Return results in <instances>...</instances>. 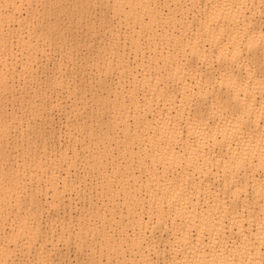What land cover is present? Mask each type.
Returning <instances> with one entry per match:
<instances>
[{"label":"bare ground","instance_id":"obj_1","mask_svg":"<svg viewBox=\"0 0 264 264\" xmlns=\"http://www.w3.org/2000/svg\"><path fill=\"white\" fill-rule=\"evenodd\" d=\"M262 33L264 0H0V264H264Z\"/></svg>","mask_w":264,"mask_h":264},{"label":"snow or ice","instance_id":"obj_2","mask_svg":"<svg viewBox=\"0 0 264 264\" xmlns=\"http://www.w3.org/2000/svg\"><path fill=\"white\" fill-rule=\"evenodd\" d=\"M264 34V33H262ZM249 49L251 50V45L249 46ZM260 57H261V84L264 85V42L261 44V52H260ZM44 264H48L47 261L44 262ZM84 264H91L89 261H85Z\"/></svg>","mask_w":264,"mask_h":264},{"label":"rangeland","instance_id":"obj_3","mask_svg":"<svg viewBox=\"0 0 264 264\" xmlns=\"http://www.w3.org/2000/svg\"><path fill=\"white\" fill-rule=\"evenodd\" d=\"M96 11H98V10H96ZM95 14L96 15L97 14L100 15L101 14V11H98ZM76 32H77V36H78V38L80 40L83 39L86 36V31H85V28L83 26L80 29H78Z\"/></svg>","mask_w":264,"mask_h":264}]
</instances>
